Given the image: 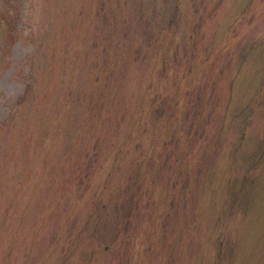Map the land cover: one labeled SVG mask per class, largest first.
<instances>
[{
  "label": "rangeland",
  "instance_id": "374dc122",
  "mask_svg": "<svg viewBox=\"0 0 264 264\" xmlns=\"http://www.w3.org/2000/svg\"><path fill=\"white\" fill-rule=\"evenodd\" d=\"M0 0V264H264V0Z\"/></svg>",
  "mask_w": 264,
  "mask_h": 264
},
{
  "label": "trees",
  "instance_id": "16d2710c",
  "mask_svg": "<svg viewBox=\"0 0 264 264\" xmlns=\"http://www.w3.org/2000/svg\"><path fill=\"white\" fill-rule=\"evenodd\" d=\"M18 2V0H7L8 5L10 6L9 9L6 10L2 14V23L4 25V31H5V42L7 46H12L15 42V32L12 27H10V24H12V8H15V3Z\"/></svg>",
  "mask_w": 264,
  "mask_h": 264
}]
</instances>
